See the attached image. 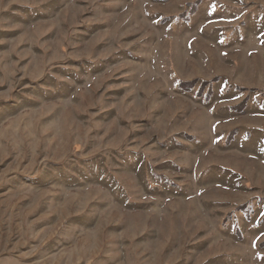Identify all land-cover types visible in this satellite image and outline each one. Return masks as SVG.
Instances as JSON below:
<instances>
[{"label": "rangeland", "instance_id": "374dc122", "mask_svg": "<svg viewBox=\"0 0 264 264\" xmlns=\"http://www.w3.org/2000/svg\"><path fill=\"white\" fill-rule=\"evenodd\" d=\"M0 264H264V0H0Z\"/></svg>", "mask_w": 264, "mask_h": 264}]
</instances>
